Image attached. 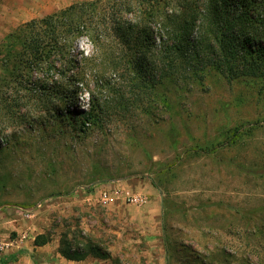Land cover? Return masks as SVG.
<instances>
[{"label": "rangeland", "instance_id": "rangeland-1", "mask_svg": "<svg viewBox=\"0 0 264 264\" xmlns=\"http://www.w3.org/2000/svg\"><path fill=\"white\" fill-rule=\"evenodd\" d=\"M80 1L0 0V43L22 24ZM77 51L92 49L84 40ZM88 96L77 105L87 107ZM171 104L157 118L115 114L105 129L78 136L67 124L60 136L55 119L47 120L49 135L0 123L7 127L1 137L12 138L16 129L24 134L17 147L0 138V241L18 238L21 226L9 225L16 215L59 246L62 240L90 242L124 264H150L154 238L141 220L147 203L86 202L87 194L112 188L148 201L155 196L159 223L153 227L166 264H264L263 83H229L211 72L203 87L173 95ZM35 136L49 145L36 151L30 141ZM126 181L147 183L155 195L138 185L129 189ZM25 210L33 218L20 215Z\"/></svg>", "mask_w": 264, "mask_h": 264}, {"label": "trees", "instance_id": "trees-1", "mask_svg": "<svg viewBox=\"0 0 264 264\" xmlns=\"http://www.w3.org/2000/svg\"><path fill=\"white\" fill-rule=\"evenodd\" d=\"M84 40L91 53L77 51ZM211 72L264 86V0L80 1L22 24L0 43V123L49 135L47 120L55 119L61 128L53 131L66 135L67 124L78 136L105 129L119 113L157 118L172 110L173 95L203 87ZM233 133L234 145L239 129ZM22 136L16 129L0 138L17 147ZM30 141L36 151L49 145ZM49 242L39 235L34 245ZM59 253L124 264L90 242L62 240Z\"/></svg>", "mask_w": 264, "mask_h": 264}, {"label": "crops", "instance_id": "crops-1", "mask_svg": "<svg viewBox=\"0 0 264 264\" xmlns=\"http://www.w3.org/2000/svg\"><path fill=\"white\" fill-rule=\"evenodd\" d=\"M129 189H138L137 185L139 187H143L144 191H146L151 196L155 195V190L153 187H149L147 183H139V182H132V181H126L125 182ZM118 185L122 187H126V184L124 183H117ZM144 212H142L141 220L146 221L148 224V228L146 231H148V236L154 238L153 244H148V252L151 253L148 255V257L151 258L150 264H166L165 263V257L162 255L161 249L159 245H157V241H161V238L155 237L156 235H161L160 231L153 227L159 223V211H158V203L155 199V196L153 199H149L147 204L142 208ZM21 215V214H20ZM16 217V215H15ZM13 218L9 221V225L15 227L21 226L18 228L19 233L28 231L30 234V238L28 240H25L23 243L17 246H13L9 249H7L4 253L0 254V264H109L107 260H103L101 258L95 257V256H88L84 260L75 261V260H68L64 257H62L59 253V244L49 242L44 246H35L34 241L36 237L38 236L36 234V228L35 226H26L20 224V219ZM25 220V219H24ZM9 240H4L1 242H6ZM158 250V257H155L156 251ZM154 252V254H153ZM155 260V261H154Z\"/></svg>", "mask_w": 264, "mask_h": 264}, {"label": "built area", "instance_id": "built-area-1", "mask_svg": "<svg viewBox=\"0 0 264 264\" xmlns=\"http://www.w3.org/2000/svg\"><path fill=\"white\" fill-rule=\"evenodd\" d=\"M122 199L124 202H128L129 204H134L138 206H142L148 202V197L142 195H136L125 191H120L116 189H107L100 188L98 194L94 195V193H89L86 196L87 203H99L103 206H108L111 203H114ZM21 215L27 219L33 218L32 210H25L21 213ZM30 238V234L28 231L19 233L17 239H10L6 242L0 241V254L4 253L7 249L20 245L25 240Z\"/></svg>", "mask_w": 264, "mask_h": 264}, {"label": "clouds", "instance_id": "clouds-1", "mask_svg": "<svg viewBox=\"0 0 264 264\" xmlns=\"http://www.w3.org/2000/svg\"><path fill=\"white\" fill-rule=\"evenodd\" d=\"M82 47H83V45H82Z\"/></svg>", "mask_w": 264, "mask_h": 264}]
</instances>
